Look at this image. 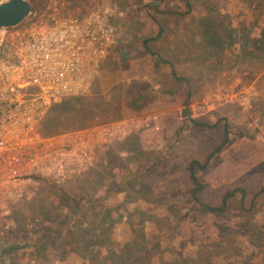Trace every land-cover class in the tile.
Here are the masks:
<instances>
[{
  "label": "rangeland",
  "instance_id": "obj_1",
  "mask_svg": "<svg viewBox=\"0 0 264 264\" xmlns=\"http://www.w3.org/2000/svg\"><path fill=\"white\" fill-rule=\"evenodd\" d=\"M28 1L32 14L53 1L121 11L74 123L157 114L160 131L136 130L78 177L41 179L0 222V264H264V89L246 90L264 70L241 52L260 53L264 0H188L182 15L184 0ZM144 43L163 60L158 68ZM153 91L142 108L128 106ZM192 159L206 162L195 169L200 202L222 206L242 189L223 211L192 199Z\"/></svg>",
  "mask_w": 264,
  "mask_h": 264
},
{
  "label": "built area",
  "instance_id": "obj_2",
  "mask_svg": "<svg viewBox=\"0 0 264 264\" xmlns=\"http://www.w3.org/2000/svg\"><path fill=\"white\" fill-rule=\"evenodd\" d=\"M116 7L95 3L67 9L53 1L41 14L0 28V222L46 177H78L106 150L153 117L115 120L43 135L51 106L84 94L113 50Z\"/></svg>",
  "mask_w": 264,
  "mask_h": 264
},
{
  "label": "trees",
  "instance_id": "obj_3",
  "mask_svg": "<svg viewBox=\"0 0 264 264\" xmlns=\"http://www.w3.org/2000/svg\"><path fill=\"white\" fill-rule=\"evenodd\" d=\"M187 3V10L182 14H186L189 13L190 11V6H189V2L188 0H184ZM228 32H232V30L230 29ZM161 33V29L159 30V35ZM158 35V36H159ZM258 45L256 46L259 50L260 53H255L254 51L251 50H245L242 48L241 52H246L248 53L250 56L257 58L258 60H260L257 64V67L255 68V70L257 71H263L264 70V36L261 39H258ZM217 43V42H216ZM215 43V44H216ZM146 43H144L145 49L148 53H150L153 57V61H154V66L155 68H158L161 63L163 62V60L159 57V55L155 52H153L149 47H147L145 45ZM171 73L174 77V79L181 81L183 80L182 77H179L175 70L172 68ZM147 92V91H146ZM190 93L189 90L187 92V97H189ZM155 97V92H150L145 93H139L138 96L132 98L129 102H128V106L132 109H140L142 108L147 102H150L153 98ZM79 99V97H71V98H67V99H63L60 100L56 103H54L47 116L42 120V122L40 123L39 126V130L43 135H49V134H53V133H58L70 128H75L76 127V121H74L75 119H77L79 117V115H81V112L77 111L75 109V102ZM78 123V122H77ZM79 126L77 125V128ZM218 149V147H217ZM216 149V150H217ZM206 165V162H199L196 159H192L191 161L188 162L187 165V170L189 173V178L193 184V188L190 191V195L192 197V199L196 202H198L203 208H206L209 211H223L224 210V206L226 203V198H228L230 195H233V193L235 191H239L242 193V189H236L235 191H230L228 193H226L223 198H222V206H218V207H214V206H210L208 204L202 203L200 202L199 198H198V192L201 189V185L198 182V179L196 177L195 174V169H203Z\"/></svg>",
  "mask_w": 264,
  "mask_h": 264
},
{
  "label": "water",
  "instance_id": "obj_4",
  "mask_svg": "<svg viewBox=\"0 0 264 264\" xmlns=\"http://www.w3.org/2000/svg\"><path fill=\"white\" fill-rule=\"evenodd\" d=\"M31 10L28 0L0 1V28L19 24Z\"/></svg>",
  "mask_w": 264,
  "mask_h": 264
},
{
  "label": "crops",
  "instance_id": "obj_5",
  "mask_svg": "<svg viewBox=\"0 0 264 264\" xmlns=\"http://www.w3.org/2000/svg\"><path fill=\"white\" fill-rule=\"evenodd\" d=\"M234 79H235V76L233 78V83H234ZM263 89H264V82H261L260 81V83L256 84L255 81L252 80V81L246 83V90H247V92H249L250 95L253 94L252 90L257 93V92H260L261 90L263 91ZM150 117H153V120H151V122H150V125L149 126H152V127H150L149 130L151 132H153V134L158 133L160 131V129H159L160 127H159L156 119H157V117H159V115H157V114H155V115H148V116H146L144 118H150Z\"/></svg>",
  "mask_w": 264,
  "mask_h": 264
}]
</instances>
